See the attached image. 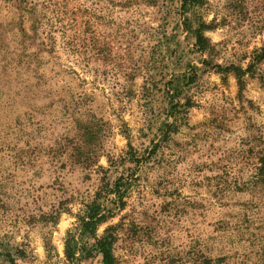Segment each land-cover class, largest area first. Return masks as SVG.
I'll return each mask as SVG.
<instances>
[{
    "label": "rangeland",
    "instance_id": "374dc122",
    "mask_svg": "<svg viewBox=\"0 0 264 264\" xmlns=\"http://www.w3.org/2000/svg\"><path fill=\"white\" fill-rule=\"evenodd\" d=\"M179 1L0 0V264H102L78 217L121 176L116 264H264V0Z\"/></svg>",
    "mask_w": 264,
    "mask_h": 264
},
{
    "label": "trees",
    "instance_id": "16d2710c",
    "mask_svg": "<svg viewBox=\"0 0 264 264\" xmlns=\"http://www.w3.org/2000/svg\"><path fill=\"white\" fill-rule=\"evenodd\" d=\"M9 3H17L19 9L22 12V15L19 16V20L23 22L24 14L32 17L34 23H37L38 17L36 16V3L34 0H4ZM50 2V0H47ZM203 0H180L179 1V10L182 15H186L187 13H191L198 6L201 5ZM47 3H43L45 6ZM56 6V4H54ZM58 11V10H57ZM184 24L188 25L189 20L184 18ZM203 26L204 23H200L198 28L195 30V39L196 46L200 50L206 49L205 37L203 35ZM34 31L37 32L36 28ZM264 59V47L259 50V52L255 55L254 61L257 63ZM243 73L241 69H239L236 73V77L240 80L241 74ZM166 127L168 129L171 128V125L167 124ZM168 133H163V138ZM160 142H164V139ZM158 144H154L151 149H146L145 154L139 155L137 152H133L132 150L127 153V158L131 163L140 166L142 163H146L152 158V155L156 151ZM262 170V169H261ZM259 170V171H261ZM130 181L128 178L121 176L119 177L112 188H103L95 194V197L90 202L89 205H86L84 209H82V215L78 217L79 227L81 229V234L87 237H91L94 240V243L91 247V250L95 251L102 257V264H116L115 259L112 254V245L115 242V239L112 235H107L102 238L97 237V227L103 224L107 219L113 216V210L121 209L124 206L123 199L125 196V191L130 186ZM113 195V198L111 197ZM108 203H111L114 206V209H111L107 206ZM75 237L73 235H69L65 242V255L70 263H74L76 260L75 253L76 251H80L76 245H74Z\"/></svg>",
    "mask_w": 264,
    "mask_h": 264
}]
</instances>
